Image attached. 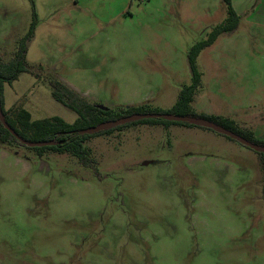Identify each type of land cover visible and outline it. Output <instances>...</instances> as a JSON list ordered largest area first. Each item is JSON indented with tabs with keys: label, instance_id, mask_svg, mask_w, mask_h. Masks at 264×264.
<instances>
[{
	"label": "rangeland",
	"instance_id": "rangeland-1",
	"mask_svg": "<svg viewBox=\"0 0 264 264\" xmlns=\"http://www.w3.org/2000/svg\"><path fill=\"white\" fill-rule=\"evenodd\" d=\"M238 27L197 59L192 106L264 142V0H232ZM36 75L5 83V108L77 114L58 79L109 109L170 111L192 84L190 49L228 17L224 0H0V58L30 31ZM69 154L0 147V264H264L263 155L200 126L138 123ZM146 162H152L145 165Z\"/></svg>",
	"mask_w": 264,
	"mask_h": 264
},
{
	"label": "trees",
	"instance_id": "trees-1",
	"mask_svg": "<svg viewBox=\"0 0 264 264\" xmlns=\"http://www.w3.org/2000/svg\"><path fill=\"white\" fill-rule=\"evenodd\" d=\"M224 1L228 7V17L223 23H221L209 33L206 40L200 41L190 49L188 62L192 73L193 82L190 86L183 88L180 93L179 100L174 105L172 110L168 112L162 110H149L146 105H143L120 107L115 110L108 109L107 111H103L96 107L97 104L91 103L88 99L73 90L63 81L51 79L49 83L52 87L53 98L77 114V118L73 123H68L58 116L33 120L31 113L22 105H16L9 109L5 108V101L3 97V86L5 83L12 84L22 73L38 76L30 68L26 58V43L33 38L36 28V14H34V22L31 25L29 33L19 46L18 52L8 61L2 60L0 58V108L2 114L4 115L5 121L17 133V135L25 141H55L57 143L53 146L33 148L37 151L39 156H43L47 152L69 154L73 157H76L83 166L93 168L94 170L95 166L94 161L91 159V152L87 147H85V143L92 136L110 134L113 131L119 130L125 126L138 123L161 125L179 123L190 126L188 123L172 122L163 118L143 119L137 122L120 125L113 129L101 131L97 134H80L81 131L95 127L102 122L117 120L132 114L170 113L180 116L202 117L239 134L250 142L264 145V142H258L254 140L252 132L240 129L232 119L223 116L198 114L192 106L194 96L200 87L201 82V73L199 72L197 66V59L199 55L204 49L212 46L221 35L234 31L238 27L240 21L239 15L232 7V0ZM20 146L28 147L22 144V142L16 137H14L11 132L5 128L2 121L0 120V147L12 149L13 147ZM261 154L263 155L264 169V153Z\"/></svg>",
	"mask_w": 264,
	"mask_h": 264
},
{
	"label": "water",
	"instance_id": "water-1",
	"mask_svg": "<svg viewBox=\"0 0 264 264\" xmlns=\"http://www.w3.org/2000/svg\"><path fill=\"white\" fill-rule=\"evenodd\" d=\"M96 107L100 110L107 111L109 108L105 107L103 105H96ZM157 118H163L167 121H172V122H181V123H188L190 125L194 126H200L204 127L207 129L214 130L215 132L225 135L235 141H238L239 143L243 144L246 147H249L259 153H264V145H259L255 144L253 142H250L246 138L240 136L239 134L228 130L224 128L223 126L214 123L208 119L202 118V117H194V116H180V115H175V114H170V113H162V114H156V113H146V114H132L126 117L119 118L117 120H111L107 122H102L98 124L95 127L88 128L86 130H83L80 132V134H97L101 131H106L109 129H113L115 127H118L120 125H125L131 122H137L143 119H157ZM0 120L2 121L3 125L7 130L11 132V134L16 137L19 141L22 142V144L30 147V148H35V147H45V146H53L56 145L57 143L55 141H50V142H28L23 139H21L17 133L7 124L5 121L4 115L2 114L1 108H0ZM152 162H146L145 165L151 164Z\"/></svg>",
	"mask_w": 264,
	"mask_h": 264
},
{
	"label": "crops",
	"instance_id": "crops-1",
	"mask_svg": "<svg viewBox=\"0 0 264 264\" xmlns=\"http://www.w3.org/2000/svg\"><path fill=\"white\" fill-rule=\"evenodd\" d=\"M73 90H75L74 88H72ZM76 92H78L77 90H75ZM79 93V92H78ZM194 108V107H193ZM195 110V109H194ZM196 111V110H195ZM196 113H197V111H196ZM204 114V113H203ZM206 115H208V114H206Z\"/></svg>",
	"mask_w": 264,
	"mask_h": 264
}]
</instances>
